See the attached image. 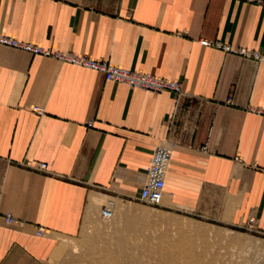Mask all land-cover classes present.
Returning <instances> with one entry per match:
<instances>
[{
    "label": "crops",
    "instance_id": "1",
    "mask_svg": "<svg viewBox=\"0 0 264 264\" xmlns=\"http://www.w3.org/2000/svg\"><path fill=\"white\" fill-rule=\"evenodd\" d=\"M0 36L183 91L132 89L0 44V264H72L84 225L106 202L111 218V200L139 197L169 138L178 145L164 210L235 229L255 217L264 232V64L199 43L264 54L263 3L0 0Z\"/></svg>",
    "mask_w": 264,
    "mask_h": 264
},
{
    "label": "rangeland",
    "instance_id": "2",
    "mask_svg": "<svg viewBox=\"0 0 264 264\" xmlns=\"http://www.w3.org/2000/svg\"><path fill=\"white\" fill-rule=\"evenodd\" d=\"M111 201L112 217L105 219L102 208L74 239L72 264H264L262 231L207 223L137 199Z\"/></svg>",
    "mask_w": 264,
    "mask_h": 264
},
{
    "label": "built area",
    "instance_id": "3",
    "mask_svg": "<svg viewBox=\"0 0 264 264\" xmlns=\"http://www.w3.org/2000/svg\"><path fill=\"white\" fill-rule=\"evenodd\" d=\"M251 2L263 3L261 0H246ZM199 43L207 48L221 51L226 54H231L246 59L253 60L257 63L264 64V54L247 49L245 47H233L230 43L219 40L202 39ZM0 44L23 50L32 55H40L47 58L56 59L62 63H69L78 67L89 69L104 75L106 81L125 84L132 89L144 90L156 94L171 92L178 96L182 95V86L177 81L158 78L152 74L134 72L128 69L117 67L107 61H96L83 56L73 55L71 53L53 52L50 49H43L37 45L22 43L16 39L5 36H0ZM38 115L44 114V109L35 107L33 109ZM260 114L264 115L262 111ZM91 127V124L89 125ZM178 142L174 138H169L158 145L152 154L151 162L147 170V180L142 188L139 197L137 198L143 204L150 207L161 209L166 190V180L170 166L172 164L173 155ZM40 171L47 170V164L39 165ZM110 209L107 206L103 207V216L109 218ZM8 224H12L14 219L11 215H6ZM246 231L251 233L259 232L257 220L255 217H250L244 227ZM45 234L44 228H39L38 236Z\"/></svg>",
    "mask_w": 264,
    "mask_h": 264
},
{
    "label": "bare ground",
    "instance_id": "4",
    "mask_svg": "<svg viewBox=\"0 0 264 264\" xmlns=\"http://www.w3.org/2000/svg\"><path fill=\"white\" fill-rule=\"evenodd\" d=\"M169 173V172H168ZM165 195H166V190H165ZM164 199H165V197H164ZM111 214V213H110ZM110 214H109V218H110ZM109 218H105V219H109ZM245 227V226H244ZM166 263V262H165Z\"/></svg>",
    "mask_w": 264,
    "mask_h": 264
}]
</instances>
